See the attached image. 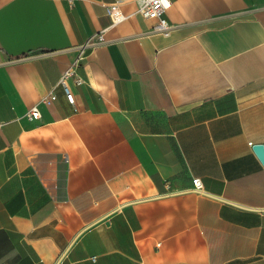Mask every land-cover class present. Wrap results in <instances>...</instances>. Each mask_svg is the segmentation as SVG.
<instances>
[{"label": "crops", "instance_id": "obj_1", "mask_svg": "<svg viewBox=\"0 0 264 264\" xmlns=\"http://www.w3.org/2000/svg\"><path fill=\"white\" fill-rule=\"evenodd\" d=\"M112 1L0 0V264H264V0Z\"/></svg>", "mask_w": 264, "mask_h": 264}, {"label": "built area", "instance_id": "obj_2", "mask_svg": "<svg viewBox=\"0 0 264 264\" xmlns=\"http://www.w3.org/2000/svg\"><path fill=\"white\" fill-rule=\"evenodd\" d=\"M124 0H114L107 6V12L112 20V25H117L129 17V15L123 10L122 4ZM171 4V0H137V11L145 18L155 19L153 30L165 35H169L172 32L173 24L166 17V11ZM107 43L104 31L94 34L90 39L84 43L78 45V56L74 63L64 72L61 78V83L64 87L66 97L69 102L74 103L76 96L70 88L67 78L72 75H76V65L83 60L88 51L102 44ZM77 82L81 83L82 79L77 77ZM57 98L55 93H51L48 97L44 98V101L50 102ZM27 117L30 120H39L42 117L41 110L38 106H33L27 112ZM252 144V142H250ZM194 188L202 192L204 191L203 181L199 176L193 178Z\"/></svg>", "mask_w": 264, "mask_h": 264}, {"label": "water", "instance_id": "obj_3", "mask_svg": "<svg viewBox=\"0 0 264 264\" xmlns=\"http://www.w3.org/2000/svg\"><path fill=\"white\" fill-rule=\"evenodd\" d=\"M256 154L258 155V157L260 158V160L262 161V163L264 164V144L262 143H257L253 146Z\"/></svg>", "mask_w": 264, "mask_h": 264}]
</instances>
